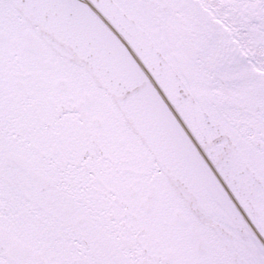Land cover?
I'll list each match as a JSON object with an SVG mask.
<instances>
[{
	"label": "snow or ice",
	"instance_id": "1",
	"mask_svg": "<svg viewBox=\"0 0 264 264\" xmlns=\"http://www.w3.org/2000/svg\"><path fill=\"white\" fill-rule=\"evenodd\" d=\"M0 264H264V0H0Z\"/></svg>",
	"mask_w": 264,
	"mask_h": 264
}]
</instances>
